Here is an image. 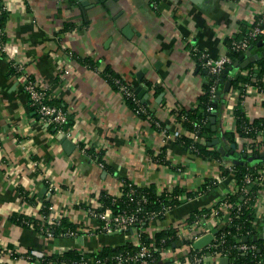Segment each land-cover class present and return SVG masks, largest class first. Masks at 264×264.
I'll use <instances>...</instances> for the list:
<instances>
[{
    "label": "crops",
    "instance_id": "1",
    "mask_svg": "<svg viewBox=\"0 0 264 264\" xmlns=\"http://www.w3.org/2000/svg\"><path fill=\"white\" fill-rule=\"evenodd\" d=\"M0 1L7 46L0 54V264H40L27 259L33 251L51 255L69 249L96 252L127 241L137 245V229L101 233L87 213L101 207L100 194L118 195L124 181L156 193L183 190L180 204L143 229L150 237L182 224L196 209L212 207L230 191L233 176L222 177L221 170L234 164L232 158H202L191 151L183 140L191 134L175 112L198 102L207 78L200 55H227L226 40L244 34L254 18L264 30V0H104L88 9L77 0ZM262 40L264 35L257 43ZM256 44L251 54L261 60L264 44ZM12 63L66 111L67 135L47 127L30 107ZM109 74L134 91L144 89L142 97L160 126L134 113L109 83ZM233 90L220 96L216 127L222 132L234 130L238 105L248 120L264 118V94L254 84L241 99ZM64 138L72 149L65 150ZM246 143L236 137V152H244ZM230 144L220 139L216 146ZM262 179L256 235H264V170ZM186 192L196 195L187 199ZM43 200L49 201L52 217L75 226L76 237H47L14 221V216L39 218ZM209 222L213 228L217 221ZM185 253L177 243L156 264H176ZM205 264H220V258L208 257Z\"/></svg>",
    "mask_w": 264,
    "mask_h": 264
},
{
    "label": "trees",
    "instance_id": "2",
    "mask_svg": "<svg viewBox=\"0 0 264 264\" xmlns=\"http://www.w3.org/2000/svg\"><path fill=\"white\" fill-rule=\"evenodd\" d=\"M243 33L237 34L232 39H227L226 44L228 47V55L231 58V63H233L241 54L240 51H235L231 48L232 40H240L243 37ZM262 36L257 37V39L250 41V45H255ZM256 66L255 68L253 66ZM201 67V66H200ZM242 70H247L246 74H241ZM12 71L14 72L13 68ZM204 71V70H203ZM207 74V73H206ZM232 76L231 87L230 89H239L240 92L243 91L242 85L256 84V86L263 90L264 92V58L259 60L256 63L249 64L246 68H234L231 73H228L227 76ZM119 78L116 75L109 74V83L115 86L113 79ZM212 82V77L207 74L206 82L203 85V90L198 96L197 104L188 110L176 111V117L181 122L182 126L189 131V133H195L201 136L204 140L203 143L194 142L192 137H184V143L191 151L202 158L214 157L216 159H222L220 151L217 146H209L208 143L212 141L215 137H219L221 141L226 143H236V137L245 139L246 142H250L255 150L253 153H258L264 150V118H258L254 120H248L244 113L239 108V105L234 109V130L232 132H222L219 126H217L216 131H212L210 125V117L215 115L216 125H219L221 119L223 103L221 102V97L218 99H211L209 93V85ZM223 84L220 83V78L218 80L217 89H221ZM241 99V97H238ZM127 104L133 108L130 100L126 101ZM239 104V101H238ZM208 106H212V111H207ZM182 118V119H181ZM181 119V120H180ZM52 128V126H49ZM54 130V129H53ZM262 130L263 133L260 135L257 131ZM244 152H236L234 155H230L229 158H238L242 159ZM250 154V153H248ZM95 155V154H94ZM243 160V159H242ZM232 166V175L235 179L237 188L242 186L244 177L246 174H251L254 179L257 181L254 184L248 186L247 192H240L239 189L236 191H229L222 197L215 205L210 208H201L196 209L190 213V215L185 219L187 222H196L197 220L200 223H204V220L207 218L215 219L216 224L213 228L217 229L215 233V239L212 242V246L205 248L202 251L191 249L190 252H186L183 255L182 259L188 257L190 254H199L200 252L208 251H220L223 254L227 255L229 259L228 264H264V240H253V237L256 235L255 231V204L257 200V192L261 188L262 178H260V171L264 169V162L262 159H258L253 163L246 164H231ZM231 172L227 167H222L221 175L222 177L230 175ZM127 183V181H124ZM207 186L211 185V181H208ZM206 184L200 187L199 192H203L206 188ZM136 193L130 199L127 195V187L122 186L119 196H113L106 193H102L99 196L101 202V209L108 208L112 213H117L123 209L130 210L135 207L138 203L146 210H160L163 205H178L180 204L179 196L182 194L183 190L179 187L172 188L171 191L164 189L160 194L156 193L151 187L137 186L134 185ZM187 196L193 197L195 192H186ZM198 194V193H197ZM142 195L145 196L146 202H142ZM221 203L227 205L226 211L221 207ZM50 206L49 201L43 200L41 205V212L45 214L48 213V207ZM214 210L217 211V215L214 216ZM160 218H163V215H160ZM14 221L27 228H32L38 233L40 232V224L38 219L24 217L23 216H14ZM26 220V221H23ZM223 225H221V223ZM149 222L146 221L143 224L140 223L137 225L141 230V242L145 244L154 243V261L149 264H156L162 259V253L170 248L174 249L178 242V239L175 235L176 227L170 226L166 229L159 230L153 234L152 237L148 236L143 229L146 228ZM199 223V224H200ZM68 230H76L75 226L68 221L67 219H60L59 223L53 227V236H63V234ZM244 238H247V241H243ZM183 244L189 245L190 240H183ZM241 243L246 245H254V249H248L245 252L242 251L239 246ZM214 245H217L214 247ZM136 250V245H133L131 242L127 241L123 245L110 247L105 246L100 250L93 252L92 256L94 259H105L110 258L117 253L133 252ZM80 259V253L75 249H69L61 254L54 253L48 255L41 261L40 264H73Z\"/></svg>",
    "mask_w": 264,
    "mask_h": 264
},
{
    "label": "built area",
    "instance_id": "3",
    "mask_svg": "<svg viewBox=\"0 0 264 264\" xmlns=\"http://www.w3.org/2000/svg\"><path fill=\"white\" fill-rule=\"evenodd\" d=\"M4 12V6L1 4L0 1V18ZM251 27L245 31L243 37L240 40H232L231 48L235 51H240L244 53L250 44V41L257 39L259 36L264 35V30L260 26V20L257 18H254L251 23ZM6 43L4 40V31L3 27L1 25L0 21V54L6 51ZM200 66L203 68L210 77H212V82L209 85V93L210 98L216 99V92L218 80L221 77L224 69L231 64V58L227 54L225 56L219 57L217 59H209L205 57V55H200ZM11 68L17 73L19 81L21 82L22 88L24 93L26 94L28 98V102L30 107L39 114V116L42 119V122L47 126H52L54 131L67 135L68 131L66 129V124L68 122V117L66 111L60 107L56 106L52 103H50L49 94L45 87H42L37 80L30 77L23 69L22 66L12 63ZM264 80V77H263ZM114 84L118 88L120 94L122 95L124 100H130L132 103V110L137 116L144 117L147 120L152 121L157 126H160L158 121L154 120L152 115L150 114L147 105L146 100L143 97H139L136 94V91L134 89L126 84L121 78H114L113 79ZM256 89L263 93V90H260L256 84H254ZM243 91L240 92L239 89H234L235 95L237 97H244L247 90V85H242ZM213 107L208 106L207 111H212ZM163 133L165 131L162 130ZM260 135L263 133L262 130L257 131ZM176 136L178 133H174ZM191 137L193 138L194 142H200L203 141V138L195 133H190ZM255 150V147L251 145L250 142H247L245 144L244 152L253 154ZM231 174H232V166L228 165L226 166ZM264 170V169H263ZM260 171V178H262V171ZM233 176V175H232ZM257 180L252 177L251 174H246L244 177V181L242 183V186L240 188H237V185L235 183V179L233 178V185L230 189L231 192L236 191L239 189L240 192L246 193L248 186L254 184ZM123 186L127 187V195H129L130 199L133 195L136 193V189L134 187V184L130 181H127V183H124ZM171 191V190H169ZM229 192V191H228ZM113 195V196H119ZM160 194V193H158ZM225 196V195H224ZM223 196V197H224ZM180 197V196H179ZM187 199H190L191 196H186ZM185 198V199H186ZM142 202H146V198L144 195H142L141 198ZM180 200V199H179ZM176 205H163L160 210H146L144 209L140 204H136L133 209L126 210L123 209L117 213H112L108 208H105L104 210L101 209L102 206L99 207H89L87 209V213L90 217L94 218L97 222V230L101 233H113L115 231H129L132 229H137V225L140 223H144L146 221L152 222L158 218H160V215L165 216L169 210L174 208ZM221 207L224 208L226 211L227 205L225 203H221ZM48 211H50V206L48 207ZM217 215V211L214 210V216ZM19 217V216H17ZM22 217V216H21ZM24 218V217H23ZM36 219V218H35ZM40 224V234L45 235L47 237L53 236V227L59 223L60 218L52 217L49 212L44 213L40 211L39 218H37ZM212 218H207L204 220V223H200L198 220L196 222H187L183 221L182 224L175 226V235L178 239V242L181 246L186 248V252H190L193 248V243L198 240L200 237L208 234L211 232V226L209 220ZM23 221H26L23 219ZM200 223V224H199ZM136 237L138 239V244L136 245V250L133 252H121L113 255L110 258L105 259H94L92 256L93 252H82L80 253V259L76 262H73V264H149L154 261V251H155V245L154 243L145 244L141 242V230L142 228H138ZM198 229H201V232L194 233L192 237H188L187 233L196 231ZM63 236L67 237H76L77 231L76 230H68L66 231ZM152 237V236H151ZM190 240V244H183V240ZM215 239V234L213 235V240ZM212 242L208 244L206 247L202 249H198V251H202L205 248H209L212 246ZM217 245H214L216 247ZM239 248L242 251H246L248 249H254V245H246L245 243H241ZM166 250H171L170 248ZM165 250V251H166ZM196 250V249H195ZM8 254L11 256H16L13 251L8 252ZM61 254V253H59ZM186 254V253H185ZM49 254H46L43 251H33L29 254H27V259L31 262L38 261L41 263V261L44 260L46 256ZM208 257H214L215 259L221 258V257H227L226 254H223L220 251H208V252H200L199 254H190L188 257H185L184 259H180L176 264H205V260ZM229 260V259H228ZM66 264V263H63Z\"/></svg>",
    "mask_w": 264,
    "mask_h": 264
},
{
    "label": "water",
    "instance_id": "4",
    "mask_svg": "<svg viewBox=\"0 0 264 264\" xmlns=\"http://www.w3.org/2000/svg\"><path fill=\"white\" fill-rule=\"evenodd\" d=\"M78 1V5L81 2L82 5H84L85 8H93L97 5L98 2H102L104 3V0H92L91 3H85V0H77ZM192 2H201V0H190ZM264 44V40L259 41L256 45L261 46ZM253 45H250L248 47V49L241 54L233 63H231L230 65H228L221 77H220V83L223 84V87L221 88V90H218L216 92V98L218 99L221 94H225L230 90V86H231V77L227 76L228 73H231L232 70L234 68H241L244 69L246 68L249 64L251 63H255L256 61L259 60V55L258 54H251V49H252ZM261 57L264 58V51L261 52ZM136 94L139 97H142L144 95V89H141V87H138L136 89ZM221 102H224V100H221ZM210 121V125H211V129L212 131H216L217 127H216V118L215 115H212L209 119ZM220 142V138L219 137H215L212 141H210L208 143L209 146H216L217 144H219ZM63 146L65 148V150L67 151L68 149H72L74 146L72 144H70V141L67 138H64L63 140ZM219 151L221 153V155L226 159L227 157H229V155H234L236 153V144L235 143H231L230 145H224V146H220L219 147ZM243 159V160H242ZM242 159L239 157L238 155L236 158L232 159V162L234 164H246V163H253L258 159H262V161L264 162V150L260 151L258 153H253V154H246L244 153L242 155ZM131 231V230H130ZM124 232L122 230L120 231H115L113 233L110 234H118ZM217 232V229H212L210 233L200 237L198 240H196L193 243V248L198 250V249H202L204 247H206L208 244H210L212 242L213 239V235ZM253 240H264V235L262 234H258L255 235L253 237ZM243 241H247V238H244ZM229 260L227 257H221L220 258V264H228Z\"/></svg>",
    "mask_w": 264,
    "mask_h": 264
}]
</instances>
